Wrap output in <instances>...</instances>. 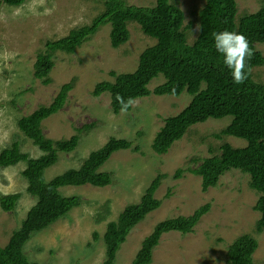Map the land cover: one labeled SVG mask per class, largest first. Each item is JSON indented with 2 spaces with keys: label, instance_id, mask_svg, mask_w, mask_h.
<instances>
[{
  "label": "rangeland",
  "instance_id": "1",
  "mask_svg": "<svg viewBox=\"0 0 264 264\" xmlns=\"http://www.w3.org/2000/svg\"><path fill=\"white\" fill-rule=\"evenodd\" d=\"M129 4L152 6L156 0H126ZM182 7L186 21L194 22L190 40L196 35L203 0H173ZM240 15L257 11L263 0H237ZM104 10L101 0H25L21 6H10L0 0V151L15 140L31 157L43 152L18 127V120L50 104L62 85L74 82L65 106L46 118L43 130L53 139L69 138L77 128L92 123L82 132L78 147L61 152L56 164L45 171L47 180L69 168H78L90 152L103 146L110 137L128 138L139 144L141 152H114L101 170L113 173V182L99 187L92 184L64 186V196L79 195L81 204L49 227L36 232L24 245L31 261L41 264H100L106 256L103 234L108 222L116 220L130 203H138L151 181L162 173L166 176L156 191L162 205L137 224L118 251L114 264H130L143 239L162 220L191 215L207 202L210 210L202 216L192 232L170 231L161 236L150 264H227L229 245L242 234H251L259 242L253 257L255 264H264V231L258 233L256 222L261 214L254 206L259 193L250 185V175L239 169L224 173L216 186L204 191L201 176L189 171L202 159L220 153L227 141L244 147L247 140L233 135L223 139L213 136L232 121V116L209 118L189 128L174 142L167 153L152 148L157 131L166 117L178 114L191 101L184 91L179 96L151 94L136 99L137 104L126 113L115 114L108 91L93 94L95 85L113 81L110 73L131 72L137 68L141 52L156 40L143 33L138 23L129 22L130 39L118 48L110 41L111 25L106 24L84 42L73 54L58 51L50 73L51 83L45 84L34 75V63L48 40L66 36L70 30L90 24ZM193 31V32H192ZM264 54V42L256 44ZM254 77L264 83V65L253 68ZM161 74L149 88L164 82ZM26 162L0 167V194L21 192L14 212L0 205V245H5L12 231L21 225L37 198L27 191L28 181L22 170ZM184 171L175 178L176 171ZM170 191V196L167 193ZM99 233L94 240L93 233Z\"/></svg>",
  "mask_w": 264,
  "mask_h": 264
},
{
  "label": "trees",
  "instance_id": "2",
  "mask_svg": "<svg viewBox=\"0 0 264 264\" xmlns=\"http://www.w3.org/2000/svg\"><path fill=\"white\" fill-rule=\"evenodd\" d=\"M10 6H21L25 0H2ZM104 10L96 15L90 24L73 28L61 38L48 40L44 50L38 52L34 63V75L45 84L51 83L50 73L55 65L54 56L58 51L73 54L101 27L111 25L110 41L114 48L125 44L131 37L129 22L138 23L144 34L156 40L145 48L137 68L131 72L111 71L114 80L100 81L95 85L93 94L100 96L108 91L111 95V108L115 114L121 112L116 99L121 94L125 100L157 95L179 96L184 91L192 99L178 114L166 117L152 142L158 154L167 153L170 147L183 138L189 128L209 118L232 116V121L213 136L223 139L233 135L247 140L244 147H235L230 142L220 145V153L202 159L195 168L188 170L201 176L204 191L218 184L220 177L230 169H239L250 175V187L259 193L254 206L261 216L256 222L258 233L264 231V83L254 77V67L264 65V54L256 44L264 42V0L255 12L244 13L237 19V0H203L199 12L196 35L190 40L194 22L186 21L185 11L173 0H156L152 6L129 4L126 0H101ZM223 30L244 34L250 41L254 56L247 61L252 68L251 74L243 84H235L231 69L224 64V56L214 46L213 33ZM193 32V31H192ZM163 75L165 80L153 89L150 82ZM71 80L62 85L58 94L48 105H40L33 112L18 120L19 129L30 138L43 152L31 157L22 151L20 141L0 151V167L15 166L26 162L22 170L28 181L27 191L37 198L28 210L21 225L12 231L9 241L0 245V264H41L31 261L24 253V245L36 232H39L81 204L79 195L64 196L60 188L92 184L104 187L113 182V173L101 167L119 150L142 152L139 144L128 138L110 137L100 148L90 152L78 168H69L50 180L45 177L47 168L59 160L61 152L74 151L84 130L95 123L77 128V133L69 138L53 139L44 133L42 123L51 115L59 112L67 103L69 92L73 89ZM132 109L130 107L128 111ZM183 169L179 168L174 177L179 178ZM166 174L159 173L146 188L138 203H130L120 212L116 220L108 222L103 234L106 256L100 264H114L118 251L132 229L152 211L162 205L156 191ZM21 192L0 194V205L6 212H14ZM170 196V191L167 197ZM211 207L207 202L191 215L170 217L157 223L147 235L130 264H150L154 249L159 245L161 236L170 231L182 234L192 232L199 220ZM94 240L99 233H93ZM259 245L256 237L242 234L228 247L227 264H255L254 253Z\"/></svg>",
  "mask_w": 264,
  "mask_h": 264
},
{
  "label": "clouds",
  "instance_id": "3",
  "mask_svg": "<svg viewBox=\"0 0 264 264\" xmlns=\"http://www.w3.org/2000/svg\"><path fill=\"white\" fill-rule=\"evenodd\" d=\"M213 38L216 50L224 56V64L231 69L233 82L243 84L252 71L247 61L255 54L250 41L244 34L229 30L213 33ZM116 99L121 105L122 113H126L130 107L137 104L134 98L129 97L125 100L121 94H117Z\"/></svg>",
  "mask_w": 264,
  "mask_h": 264
}]
</instances>
